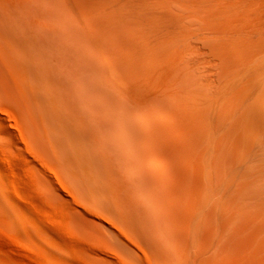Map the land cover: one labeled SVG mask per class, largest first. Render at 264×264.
I'll return each mask as SVG.
<instances>
[{
  "label": "rangeland",
  "instance_id": "rangeland-1",
  "mask_svg": "<svg viewBox=\"0 0 264 264\" xmlns=\"http://www.w3.org/2000/svg\"><path fill=\"white\" fill-rule=\"evenodd\" d=\"M80 26L89 33L87 25ZM54 40L59 36L47 45L34 42L31 51L28 41L19 40L11 52L19 50L26 59V48L44 53ZM11 59L9 102L0 101V198L16 209L0 207V264H264V222L254 221L249 186L229 166L217 161L211 171L213 190H206L215 193V211L194 219L204 187L200 178L190 177L199 164L191 152L198 139L185 131L195 117L197 124L216 127L219 99L236 107L260 96L264 104V50L248 58L241 53L221 58L208 50L175 55L172 74L180 80L178 85L173 79L171 95L190 116L162 112L173 131L169 137L155 135L165 146L158 154L148 146L144 119L134 116L126 124L106 111L89 110V101H72L76 107L68 115L32 118L26 107L31 85L13 54ZM218 65L229 74L223 97ZM183 76L189 79L185 84ZM149 149L151 163L169 174L164 181L156 174L157 186L144 187H158L153 195L142 194L135 177Z\"/></svg>",
  "mask_w": 264,
  "mask_h": 264
},
{
  "label": "bare ground",
  "instance_id": "bare-ground-1",
  "mask_svg": "<svg viewBox=\"0 0 264 264\" xmlns=\"http://www.w3.org/2000/svg\"><path fill=\"white\" fill-rule=\"evenodd\" d=\"M9 1L23 12H14ZM1 6L7 12L0 8V101L9 102L13 54V61L31 85L26 107L32 118L37 113L68 115L76 107L72 101H89V110L106 111L126 124L134 116L144 119L148 146L156 154V149L165 146L155 135L169 137L173 131V122L162 112L169 110L185 120L190 116L183 114L184 108L171 95L173 79L180 80L172 74L175 55L208 50L221 58L235 53L248 58L264 50V0H0ZM82 24L89 27V33L81 30ZM58 36V42L54 40L44 53L40 48L28 51L34 49V42L47 45ZM19 40L29 42L26 59L19 50L11 52ZM218 71L219 97H223L229 74L223 65H218ZM187 81L184 77L182 82ZM260 88L264 94V87ZM248 100L247 105L234 107L219 99L218 125L212 129L213 122L207 125L200 120L197 124V117L187 121L186 134L191 132L198 139L191 152L199 164L190 177L200 178L204 187L195 220L206 219L217 207L215 193L210 191L211 171L219 161L231 168L237 181L249 186L254 221L264 222V104L260 96L257 101ZM152 150L143 151L135 176L142 194L151 189H145L146 185L157 186L156 174L163 176V181L169 175L162 173L163 166L151 163ZM152 188L158 193V187ZM151 191L149 195L156 194ZM0 207L7 212L16 209L1 198ZM168 230L171 232L170 227Z\"/></svg>",
  "mask_w": 264,
  "mask_h": 264
}]
</instances>
